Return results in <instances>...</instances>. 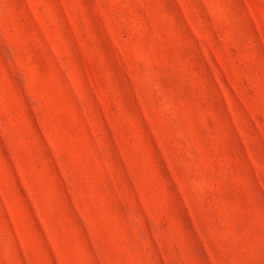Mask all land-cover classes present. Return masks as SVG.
Returning <instances> with one entry per match:
<instances>
[{"label":"rangeland","instance_id":"374dc122","mask_svg":"<svg viewBox=\"0 0 264 264\" xmlns=\"http://www.w3.org/2000/svg\"><path fill=\"white\" fill-rule=\"evenodd\" d=\"M0 264H264V0H0Z\"/></svg>","mask_w":264,"mask_h":264}]
</instances>
